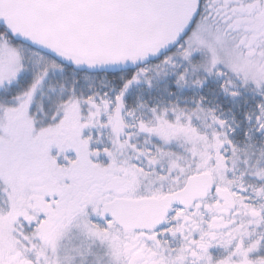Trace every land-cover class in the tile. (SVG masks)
Segmentation results:
<instances>
[{
	"label": "snow or ice",
	"instance_id": "snow-or-ice-1",
	"mask_svg": "<svg viewBox=\"0 0 264 264\" xmlns=\"http://www.w3.org/2000/svg\"><path fill=\"white\" fill-rule=\"evenodd\" d=\"M0 264H264V0H0Z\"/></svg>",
	"mask_w": 264,
	"mask_h": 264
}]
</instances>
